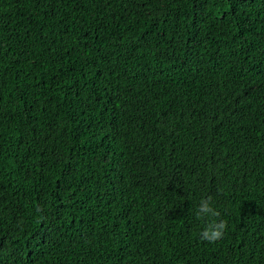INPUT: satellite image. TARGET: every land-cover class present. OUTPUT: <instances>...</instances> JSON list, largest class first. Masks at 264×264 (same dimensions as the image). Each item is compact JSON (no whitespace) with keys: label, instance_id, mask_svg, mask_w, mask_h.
I'll return each mask as SVG.
<instances>
[{"label":"trees","instance_id":"1","mask_svg":"<svg viewBox=\"0 0 264 264\" xmlns=\"http://www.w3.org/2000/svg\"><path fill=\"white\" fill-rule=\"evenodd\" d=\"M0 264H264V0H0Z\"/></svg>","mask_w":264,"mask_h":264},{"label":"clouds","instance_id":"2","mask_svg":"<svg viewBox=\"0 0 264 264\" xmlns=\"http://www.w3.org/2000/svg\"><path fill=\"white\" fill-rule=\"evenodd\" d=\"M221 213L217 209L212 196L202 197L195 209V217L203 227L199 233L202 240L216 242L220 240L227 229V223L220 219Z\"/></svg>","mask_w":264,"mask_h":264}]
</instances>
